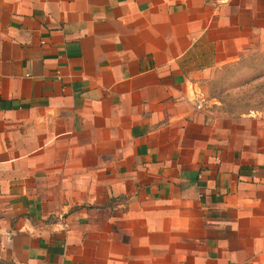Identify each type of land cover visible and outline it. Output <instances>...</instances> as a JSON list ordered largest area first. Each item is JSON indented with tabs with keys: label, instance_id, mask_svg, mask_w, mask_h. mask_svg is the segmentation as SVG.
Segmentation results:
<instances>
[{
	"label": "crops",
	"instance_id": "0c3cea01",
	"mask_svg": "<svg viewBox=\"0 0 264 264\" xmlns=\"http://www.w3.org/2000/svg\"><path fill=\"white\" fill-rule=\"evenodd\" d=\"M259 44L264 0H0V264H264V115L197 79Z\"/></svg>",
	"mask_w": 264,
	"mask_h": 264
},
{
	"label": "rangeland",
	"instance_id": "374dc122",
	"mask_svg": "<svg viewBox=\"0 0 264 264\" xmlns=\"http://www.w3.org/2000/svg\"><path fill=\"white\" fill-rule=\"evenodd\" d=\"M261 47L255 45L240 60L198 75L202 98L209 108L233 118L251 111L264 115V48Z\"/></svg>",
	"mask_w": 264,
	"mask_h": 264
},
{
	"label": "built area",
	"instance_id": "2783aa9c",
	"mask_svg": "<svg viewBox=\"0 0 264 264\" xmlns=\"http://www.w3.org/2000/svg\"><path fill=\"white\" fill-rule=\"evenodd\" d=\"M201 106L199 104H197V108H200Z\"/></svg>",
	"mask_w": 264,
	"mask_h": 264
}]
</instances>
